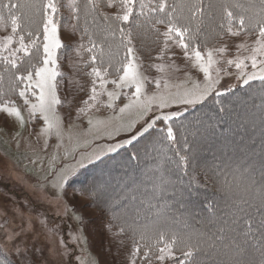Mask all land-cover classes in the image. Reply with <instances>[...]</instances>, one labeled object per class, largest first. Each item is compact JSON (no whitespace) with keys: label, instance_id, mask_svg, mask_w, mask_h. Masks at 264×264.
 Here are the masks:
<instances>
[{"label":"rangeland","instance_id":"obj_1","mask_svg":"<svg viewBox=\"0 0 264 264\" xmlns=\"http://www.w3.org/2000/svg\"><path fill=\"white\" fill-rule=\"evenodd\" d=\"M70 2L71 0H58L60 15L57 19L62 25L59 36L68 48L63 50V58L58 60L59 70L64 73V76L63 78L57 77L60 82L56 96L60 103L53 104L47 113L49 122H45L39 111L34 118L29 117V105L24 104L18 91H11L13 82L9 73L2 81L3 84L7 83V87L4 85V88H0V92L4 93V98L12 100L24 118L21 124L15 116L0 112V264H129V260L124 255L130 253L134 245L126 244L123 234L114 237V233L119 229L112 226L115 222L109 215L110 211L100 201L103 193L94 196L81 195L84 189L78 188L77 184L84 179L88 170L90 171L95 166H100L101 169L106 168L119 151L140 140L141 137L133 140L131 144L128 143L133 133L140 129L149 118L182 111L183 114L179 115L181 117L201 104L187 106L171 103L169 107L162 110L153 104V111L144 115H140L139 111L134 108L120 113L119 109L129 103V97L134 91V89L125 88L117 90L121 94L119 99L114 101L113 108L106 107L107 95L99 98L104 103L89 102L86 105L84 102L89 98L93 79L89 75L91 72L88 64L90 54L82 50L78 54L76 50H73L77 49L81 43L83 30L73 18L74 13L69 7ZM101 3L98 8L101 14L111 17L118 13L119 9L113 10L107 7L105 0H101ZM256 15L257 13L252 11L246 16ZM70 25L76 26L75 32L72 31ZM9 34L11 30H5L4 26L0 27V40ZM255 38L254 35L245 36L244 34L238 37L226 36L223 40L216 38L214 44H208V47L226 45L229 49L228 58H233L237 54V44L247 42L251 45ZM113 40L116 44L121 41L115 38ZM82 42L87 46L85 39ZM132 45L135 48L133 42ZM158 45L159 48L144 57L137 51L143 76L148 81L160 79L162 82L160 90L156 89L154 83L146 82L147 96L169 93L176 95L191 89L194 83L203 85V73L193 67L191 62H186L180 48L172 46L168 53L171 59L165 56L161 61L156 57L160 52L162 42ZM60 53L61 50H58V56ZM241 54L248 55L247 52ZM18 55L23 56L22 53ZM69 56L76 64L75 69L70 66ZM153 64L163 65L164 70L161 72L150 67ZM1 66L4 71V65ZM220 66L218 64L215 67ZM115 68L116 66L109 69L111 73L109 80L116 78ZM228 71L229 75L221 73V83L218 87L221 88L222 93L244 88L243 82L237 78L238 70L233 67ZM245 71L251 73L256 69H252L249 64ZM165 80L169 85L168 88L163 87ZM107 90H115L114 85L109 83ZM28 98L29 104L37 102L36 97L31 93L28 94ZM81 109H84L83 113ZM260 111L258 107L254 111L250 109V116ZM229 117L225 116V119ZM129 124L132 125L131 130L128 129ZM174 125L176 135H181L182 125L177 122H174ZM255 125L257 123H250L241 131L250 133ZM156 129H166V125L157 120L156 126L149 132ZM200 136L199 133L198 135L193 133L192 138H195L196 145L194 150L190 151V155L197 154L198 151L201 152L200 150L203 151V155L207 151L209 147L205 145L207 139ZM177 139L182 140L178 137ZM227 141L231 145L241 144L243 140L233 136ZM173 145L174 149L178 147L176 144ZM110 148L116 150L108 151ZM95 154H99L100 159H93L90 163L86 160L85 166L79 168L75 176L69 177L63 190L54 186L59 178L75 168L82 158L93 157ZM198 158L196 156L195 159L198 160ZM102 162L105 163L101 164ZM153 173L160 174L158 169H152L151 173L146 172V176ZM139 174H142V171ZM139 174L130 166L122 168L120 163L112 164L104 172L99 173L101 181L107 182L106 190L103 191L106 194L105 202L110 201V198L114 196L110 191V185L113 182H121L128 178L130 186L134 183L135 176ZM168 182L165 183L167 186ZM2 254L7 255V259L2 258ZM165 264H173V262L166 261Z\"/></svg>","mask_w":264,"mask_h":264},{"label":"snow or ice","instance_id":"obj_2","mask_svg":"<svg viewBox=\"0 0 264 264\" xmlns=\"http://www.w3.org/2000/svg\"><path fill=\"white\" fill-rule=\"evenodd\" d=\"M106 6L109 8L118 7L119 11L115 16H107L98 14L97 9L100 7L101 0H86L85 15H91L93 20L98 18V15H103L104 25H97L102 31H108L109 35H115L119 31L121 36L120 44L116 46L117 51L112 52V45L109 44L107 56L102 50L101 45L93 39V34L85 27L81 35V43L76 50L89 53L88 64L91 67L90 95L84 103L92 104L104 103L100 101V96L107 95L108 102L106 107L113 108L114 101L119 99L120 91L125 88L134 89L129 97V103L123 108H120V113H124L129 109H137L140 115L153 111L152 105L155 104L158 109L169 107L171 103H177L187 106H195L202 103L210 95H222L220 86L221 73L229 75V69L235 68L238 70L237 78L244 85H249L250 81L260 80L264 82V0H259L262 6L260 13L256 16H245L243 13H234L230 10L227 3H223L217 9V15H213L212 9L215 5L212 0H208L207 5L204 0H179V2L168 4V0H105ZM3 8H7L9 15L7 19L0 15V26L8 27L10 25L11 34L0 40V64L4 65V72H8L12 78V92L18 91L20 98L24 100L25 105H29V117L34 118L39 111L46 123H48L47 113L51 110L53 104H59L60 101L56 96V91L59 85L57 77L63 78L64 73L59 70L58 60L63 58V50L68 48L64 45L59 36V30L62 25L57 17L60 15V6L58 0H44L39 6L33 4L36 9L35 15L39 16V21L32 17H26L25 23L21 24V16L12 13V9L18 7L16 4H3ZM69 7L73 10V18L79 21V11L77 0H71ZM139 11H136V9ZM233 7H241V5L233 4ZM187 10L188 15L184 12ZM149 13L162 14L155 19L154 25L163 24L166 30L160 32L158 29L156 34L162 37V47L156 57L157 60H164L165 56L171 50L172 46H176L183 52L186 62H191L192 66L203 73L204 83H194L191 89L185 90L183 93L173 95L171 93L165 95L147 96L145 92V84L154 83L157 90L161 89L162 82L160 79L148 81L141 72V64L137 55V50L132 45V33L126 30L123 25H128L130 22L135 24L138 17L144 16L149 23H152ZM207 16L208 22L205 23L204 17ZM195 24V30H193ZM201 25H204V31L201 32ZM72 31H76L75 25H70ZM244 34L245 36L254 35L256 38L249 45L247 42L236 45L237 54L233 58H228L229 51L226 45L209 48L207 41L213 37L223 40L226 36L238 37ZM203 35L202 40H198L199 36ZM87 37V46L82 42L84 37ZM27 38V42H26ZM107 40V36H105ZM103 41H101V44ZM121 49L123 52L121 54ZM58 50H61L58 56ZM71 51V50H70ZM242 52H247L248 55H242ZM23 54L20 56L18 54ZM174 55V54H173ZM119 56L116 61L119 67L115 68L116 78L109 80L111 75L109 69L114 67L113 57ZM26 58V59H25ZM83 59V58H81ZM171 59V56H168ZM70 66L75 69V62L71 61L69 56ZM174 63V62H173ZM221 65L216 68V65ZM256 69L251 73L245 71L248 66ZM150 67L156 68L158 71H163V65L153 64ZM15 70V71H12ZM179 70L178 68L176 69ZM71 79V78H69ZM0 80H3V75L0 74ZM114 85L112 91L107 90V85ZM19 85L21 87L17 88ZM163 87L168 88L169 85L165 80ZM230 88V86H228ZM38 90V95H37ZM36 97V103L29 104L28 94ZM0 112L6 113L8 116H15L17 120L23 124L24 118L21 115L20 109L15 107L14 102L4 98V93L0 92ZM84 109H81V113ZM183 112H169L162 115H156L144 122L140 129H137L128 139L131 144L133 140H138L148 133L150 129L156 126V121H162L166 125L164 129L165 135L163 139L178 145L175 149V155L179 158L175 161L178 168L187 171L192 167L195 161L194 156L190 155L188 141L178 140L174 131V122L182 115ZM91 124V121H89ZM49 127L51 125L49 124ZM132 125H128L131 130ZM121 147L123 145H120ZM115 148H110L108 151H115ZM135 158V157H132ZM93 159H100L99 154L93 157H84L77 163L66 175H62L54 185L63 190L64 184L67 183L70 176H75L79 168L85 166V161L91 162ZM254 167V166H253ZM260 186L264 192V157L261 158L259 164ZM255 183V180H252ZM106 181L94 183L90 188L81 191V195L87 194L94 196L106 190ZM246 202V201H245ZM260 219L257 223H248L244 235L252 233L255 227L259 231V240L261 241V259L259 264H264V199L258 208ZM250 219L254 220L250 214L246 213ZM113 220L119 223H114L112 226L118 228L119 231L114 233V237H119L121 234L131 230L133 232V248L129 253V264H165L166 261H172L173 264H188V261L193 256L194 251L199 247L198 244L183 241V247L178 249L180 257L176 255V244L178 239H181L177 233H172L170 236L163 231L156 233L154 243L147 244L141 247L136 241L135 234L139 232L141 241L146 240V228H133L132 224L124 215H113ZM236 221L233 220V223ZM247 222V221H246ZM110 223H112L110 221ZM220 232H224L222 227ZM237 255L241 259L236 264H252L251 261L243 260L244 248L239 244ZM19 251V249H18Z\"/></svg>","mask_w":264,"mask_h":264},{"label":"trees","instance_id":"obj_3","mask_svg":"<svg viewBox=\"0 0 264 264\" xmlns=\"http://www.w3.org/2000/svg\"><path fill=\"white\" fill-rule=\"evenodd\" d=\"M255 1L212 0L215 5L212 12L213 15H217V9L223 3H227L234 13L244 15L248 12L251 14L252 11L258 13L262 6L259 0ZM42 2L44 0H0V15L6 19L9 15L8 9L2 7L3 4H16L18 7L13 8L12 13L21 16L22 25L26 17L39 21L40 18L35 15L36 9L32 5L39 6ZM77 2L80 19L76 21L81 30L85 27L89 29L93 39L101 45L106 56L109 44L112 45V52L115 53L116 46L120 43L116 44L113 39L121 40L119 31L114 36L108 34L110 29L102 31L97 25L105 24L103 17L98 15V18L93 20L91 15L86 16V0H77ZM147 2L148 0H145V3ZM176 2L179 0H168L169 5ZM188 2L189 0H185V3ZM207 3L208 0H204V4ZM237 3L241 7H233V4ZM112 9L118 10V7ZM136 11H139L138 7ZM97 13L102 12L97 9ZM161 15L149 13L152 23H149L146 17L140 16L135 24L130 22L128 25H123L126 30L131 31L132 42L143 57L159 48L158 44L162 42L163 38L158 37L154 30V27L160 32L166 30L163 24L154 25L155 19ZM184 15H188L186 9ZM204 20L205 23L208 22L207 16ZM192 27L195 30V24ZM5 30H11L10 25L5 27ZM203 31L204 25H201V32ZM84 39L88 44L86 36ZM197 39L202 40L203 35ZM215 39L216 37L209 39L207 44H214ZM120 51L122 54L123 49ZM119 59V56L113 57L114 66L119 67L116 63ZM1 67L0 74L3 75V80H0V88H4V85L7 87V83L3 84L2 81L9 74L2 71ZM256 107L261 111L250 116V109L254 111ZM225 116L230 117L225 119ZM174 122L182 125L180 131L183 133L177 137L188 141L190 151L194 150L196 145L195 138H192L194 132L195 135L199 133L200 137L207 139L205 144L209 146L207 151L203 155L202 150L197 154H191L194 158L196 156L199 158L195 159L193 166L185 172L175 163L179 158L175 155L173 143L163 139L164 129L152 130L140 140L119 151L107 164L106 168L120 163L122 168L130 166L137 174L141 171L142 174L136 175L134 183L130 186L128 178L121 182H113L110 191L114 196L110 201L105 202L106 194L101 192L103 193L100 197L101 203L110 211L112 220L114 214L124 215L133 228L148 230L146 235L149 236H146L145 241L140 240L139 232L135 234V239L141 246L145 243H154L155 235L160 231L166 232L169 236L177 233L181 238L175 246L177 256L181 255L178 249L183 247V241L187 240L199 245L188 264H236L241 259V256L237 255V244L245 250L242 257L244 261L259 264L261 259L259 231L254 227L252 233L247 236L244 232L248 223L255 224L259 221L258 208L264 199L259 172V164L264 157V82L255 80L244 88L210 96L197 108ZM250 123H257L252 127V132L241 131ZM233 136L243 140L241 144H228V138L231 140ZM222 137L225 139L222 140ZM212 140L213 142H210ZM106 168L95 166L88 170L84 179L77 184L78 188L86 190L94 183L101 182V176L98 174L104 172ZM152 169H158L160 174L153 173L146 176V172L151 173ZM252 180H255V183H252ZM167 181H169L168 186L165 184ZM233 220L236 222L233 223ZM222 227L225 229L224 232L219 231ZM123 235L126 244H133L131 230ZM124 256L130 259L129 253ZM1 257L7 259V255L2 254Z\"/></svg>","mask_w":264,"mask_h":264}]
</instances>
